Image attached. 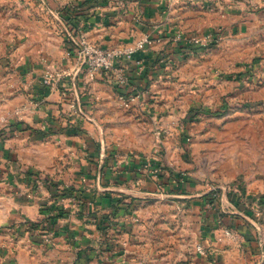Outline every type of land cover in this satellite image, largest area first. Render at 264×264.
<instances>
[{
	"label": "crops",
	"instance_id": "0c3cea01",
	"mask_svg": "<svg viewBox=\"0 0 264 264\" xmlns=\"http://www.w3.org/2000/svg\"><path fill=\"white\" fill-rule=\"evenodd\" d=\"M79 29L153 41L119 85ZM263 32L264 0H0V264H264Z\"/></svg>",
	"mask_w": 264,
	"mask_h": 264
},
{
	"label": "built area",
	"instance_id": "2783aa9c",
	"mask_svg": "<svg viewBox=\"0 0 264 264\" xmlns=\"http://www.w3.org/2000/svg\"><path fill=\"white\" fill-rule=\"evenodd\" d=\"M69 36L74 42L75 51L78 53L79 66L81 69H84L87 74L102 72L106 74L108 78L116 81L119 85H126L128 83V75L125 70L126 63L133 60L135 55L143 50L147 44L153 41L148 35H145L131 44L104 46L91 41L87 34L80 29L76 35L69 32ZM215 38L216 37L213 35L204 37L194 36L189 39L188 42L204 46L207 43L214 41ZM57 75L60 76L61 73ZM48 77V79H52L54 75L49 74ZM3 123L5 124L6 121ZM5 125L0 127V130L3 129ZM211 191L213 192L214 200L220 198L218 187L213 186ZM224 233L231 238H239V234L233 229L227 228ZM196 249L200 254H208V250L201 244L197 245Z\"/></svg>",
	"mask_w": 264,
	"mask_h": 264
},
{
	"label": "rangeland",
	"instance_id": "374dc122",
	"mask_svg": "<svg viewBox=\"0 0 264 264\" xmlns=\"http://www.w3.org/2000/svg\"><path fill=\"white\" fill-rule=\"evenodd\" d=\"M245 1H247V0H245ZM253 1H257V0H253ZM258 33V32H257ZM260 34H263L264 35V32L263 33H260ZM208 35H213V36H215V34H214V32H212V33H209ZM207 35V36H208ZM218 38V37H217ZM216 43H217V41H211V42H209V43H207L206 45H204V46H208V47H205L206 49H208V50H210V48L211 47H213L214 45H216ZM196 48V47H195ZM255 49H256V52H258V50L260 49V50H262L263 52H264V42L263 43H261V46H259V45H257L256 44V46H255ZM262 59H264V56H255V57H253L252 59H251V61L249 62L251 65H255V66H258L259 64H261V62H262ZM192 72H195L194 70H192ZM262 107V106H261ZM261 107H254L255 109H257V108H261ZM231 108H239V107H237V106H235V105H233V106H227V110H229V109H231ZM219 192H220V189H219ZM257 208H260V207H257ZM226 235V234H225ZM222 236V235H221ZM234 239V238H233ZM208 253H209V251H208ZM214 261H215V264H216V259H214Z\"/></svg>",
	"mask_w": 264,
	"mask_h": 264
},
{
	"label": "trees",
	"instance_id": "16d2710c",
	"mask_svg": "<svg viewBox=\"0 0 264 264\" xmlns=\"http://www.w3.org/2000/svg\"><path fill=\"white\" fill-rule=\"evenodd\" d=\"M210 195H211V198L214 199V198H213V192H212V191L210 192Z\"/></svg>",
	"mask_w": 264,
	"mask_h": 264
}]
</instances>
